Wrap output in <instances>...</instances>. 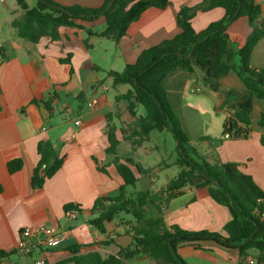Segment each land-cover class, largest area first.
I'll use <instances>...</instances> for the list:
<instances>
[{
	"label": "crops",
	"instance_id": "0c3cea01",
	"mask_svg": "<svg viewBox=\"0 0 264 264\" xmlns=\"http://www.w3.org/2000/svg\"><path fill=\"white\" fill-rule=\"evenodd\" d=\"M52 1L63 6L88 8H101L106 2ZM202 1L170 0L171 4L166 9L150 8L130 25L126 36L118 43L94 36L89 40L91 49L84 43L87 38L85 31L68 27L60 29L61 40L57 42L49 37L38 43L20 39L11 22L21 16V10H0V252L8 255L3 264H35L39 257L46 258L51 264H74L68 262L74 256L70 250L73 246H79L78 254L82 255L94 251L103 256L118 252L115 245H103V242L125 234L121 232L124 222L116 219L106 223V234H101L90 224L99 216V212H92L95 201L101 196L117 197L124 186L112 157L106 154L109 147L108 124L117 128L121 141L117 155L122 160L132 158L144 168L153 169L152 177L135 172L138 177L135 188L140 186L139 191L157 192L178 175L180 168L174 177L161 180L162 171L177 165L176 160L169 164L157 161L156 154L161 147L151 143L154 131L149 140L135 150L124 141L120 129L128 128L133 117L127 110V102H116L115 98L130 87L124 85L114 89L108 72H119L121 64L123 69L127 64H134L145 49L179 34L177 13L180 8L195 6ZM255 1L260 5L264 18V0ZM224 15L222 8L198 11L192 24L200 32ZM100 20L85 26L100 33L105 27L94 29ZM227 32L229 48L234 54L230 62L233 70L220 76L218 83L222 91L243 93L245 85L236 72L240 60L235 57L249 37L251 28L247 19L242 17L231 23ZM95 39L108 42L104 45L98 43L99 54H95L98 48L92 43ZM69 58L70 64L66 62ZM251 65L255 69L264 66V39L256 45ZM183 82L177 79L176 85ZM196 88L195 92L202 91L198 86ZM90 102H94L93 107H89ZM218 105L215 104L208 122L211 127H205L197 139L221 135L228 113L217 109ZM261 111L264 112V98H254L249 139H228L218 146L203 142L199 147L206 148L202 154L211 153L222 162L237 163L241 171L250 175L264 192L263 130L258 125ZM109 115L113 116L111 122L107 119ZM78 119L80 125L75 123ZM41 141H50L64 162L40 188L32 185V177L40 161L38 145ZM122 144L128 147L123 156L119 155ZM15 160H20L22 167L10 173L7 165ZM127 188L126 195L130 196ZM68 204L78 208H74L77 211L74 220L67 218L65 206ZM149 210L154 213L151 218L158 216L153 206L148 207L147 213ZM161 216L167 227L176 225L186 231H209L223 237H226L224 227L231 219L228 208L215 202L205 190L189 187L169 202ZM123 219L128 221L130 217ZM38 225L53 229L65 241L61 246L50 249L36 245L30 255H24L17 247L21 232L26 226ZM28 244L35 245L34 240L29 239ZM178 254L186 264H246L239 250L214 242L203 243L200 247L179 245ZM131 264L156 262L148 256H139Z\"/></svg>",
	"mask_w": 264,
	"mask_h": 264
},
{
	"label": "trees",
	"instance_id": "16d2710c",
	"mask_svg": "<svg viewBox=\"0 0 264 264\" xmlns=\"http://www.w3.org/2000/svg\"><path fill=\"white\" fill-rule=\"evenodd\" d=\"M35 1V6L30 7L26 0H16L22 14L11 22V26L18 38L38 43L42 38L49 37L57 42L61 40V28H75L86 32L84 43L88 49L92 48L89 42L91 37L118 43L126 36L130 25L138 21L146 10H163L171 4L170 0H106L101 8H88L81 5L63 6L52 0ZM215 8L224 9V17L197 32L192 20L198 11ZM100 17L106 22L104 31L96 33L85 26ZM242 17L247 19L251 28L249 37L237 52L240 64L236 72L245 90L243 93L222 91L219 77L233 70L230 62L234 54L229 48L228 27ZM177 26L180 33L175 37L145 49L134 64H127L122 72L109 71L108 77L112 78L114 89L124 85L130 87L126 93L118 94L115 98L116 102H127V110L133 117L128 128L120 129L124 141L135 150L149 140L152 131L171 132L177 142L176 165L180 172L157 192L139 191L135 196H127L125 187H136L138 182L135 172L152 177L153 169L144 168L132 158L122 160L117 155L121 143L117 128L108 124L109 147L106 154L112 157L124 186L117 197L101 196L95 201L92 212H99V216L90 224L101 234H106V223L119 219L124 222V233L132 235L134 242L124 249L115 244V238H107L103 245L113 244L118 252L106 256L97 251L78 254L79 246H73L70 250L74 256L68 262L131 264L139 256H148L156 264H186L178 254L179 245L200 247L203 243L214 242L239 250L244 262L247 256H252L256 264H264V204L259 202L264 200V192L250 175L241 171L237 163L222 162L211 153L202 154L192 144L166 88L169 76L177 72L194 73L196 69L200 70L208 88L220 93L217 109L225 110L228 116L219 137L202 136L196 143L211 142L218 146L228 139H249L253 100L264 98V66L255 69L251 65L252 53L264 39L262 9L255 0H203L195 6L181 7L177 13ZM66 62L70 64V58ZM139 106L145 109L144 115H138ZM107 119L111 122L113 116L109 115ZM258 125L263 130L261 142L264 145L263 111L260 112ZM38 154L40 161L34 170L32 185L41 188L62 167L64 159L50 141L39 143ZM7 167L13 173L20 170L22 162L11 161ZM185 187L203 189L215 202L228 208L231 219L224 227L226 237L209 231L190 232L176 225H165L161 216L163 209ZM149 206L156 209L157 217H146ZM74 208L72 204L65 206L66 211ZM123 215L130 219L125 221ZM7 257L6 253L0 252V264Z\"/></svg>",
	"mask_w": 264,
	"mask_h": 264
},
{
	"label": "rangeland",
	"instance_id": "374dc122",
	"mask_svg": "<svg viewBox=\"0 0 264 264\" xmlns=\"http://www.w3.org/2000/svg\"><path fill=\"white\" fill-rule=\"evenodd\" d=\"M26 2L30 7H34L36 4L35 0H26ZM17 8L19 7L16 3V0H5L4 3H0V10H15ZM100 19L101 20L94 25V29L106 27L105 19L103 17H100ZM99 42H102L103 45L108 44L105 39H95L94 42L92 41L96 48L99 47ZM99 48L96 49L95 54H99ZM235 59L239 61L238 56L235 57ZM123 70L124 69L121 64L118 71L122 72ZM201 77L202 73L198 69H196L195 74L178 72L167 78L166 88L172 106L179 114L181 120H183L182 123L184 130L187 132L190 139H192L193 144L199 148L201 153H203L206 148H200L199 144L196 143V139L198 135L205 129V127H211L210 125L208 126V122L210 121L211 115L213 114V108L215 104L220 103V93H213L209 88L205 89L204 85H202L203 81ZM177 79L184 82L176 85ZM196 86L202 89V91L195 92V89H197ZM138 113L140 115H144L145 109L142 106H139ZM151 143L152 145L156 144L161 147L159 152L156 154L157 161L160 162L163 160L165 161L164 163L169 164L177 160L178 155L177 146L175 145L176 141L171 132H152ZM127 151V144H122L119 148V155L123 156ZM178 171V166L172 169H165L162 171V173H160L161 180L166 179V177H174ZM139 189L140 186L137 188L128 186L127 191L132 196H135ZM153 215V211L149 210L147 217H154ZM123 231L124 229L121 230V232Z\"/></svg>",
	"mask_w": 264,
	"mask_h": 264
},
{
	"label": "built area",
	"instance_id": "2783aa9c",
	"mask_svg": "<svg viewBox=\"0 0 264 264\" xmlns=\"http://www.w3.org/2000/svg\"><path fill=\"white\" fill-rule=\"evenodd\" d=\"M5 0H0V3H4ZM89 107L94 106V102H90ZM76 125H80V120L78 119ZM259 202L264 204V200H260ZM67 218L69 220H74L77 217V211L75 209H71L67 211ZM29 239L34 240L35 245L28 244ZM65 239L56 234L55 231L47 226L38 225V226H26L21 232V240L18 243V249L24 255H30L33 248L36 245H43L46 248H57L64 243ZM246 264H256L255 258L252 256H247L245 260ZM35 264H51L46 258L39 257Z\"/></svg>",
	"mask_w": 264,
	"mask_h": 264
},
{
	"label": "water",
	"instance_id": "95a60500",
	"mask_svg": "<svg viewBox=\"0 0 264 264\" xmlns=\"http://www.w3.org/2000/svg\"><path fill=\"white\" fill-rule=\"evenodd\" d=\"M114 242L116 245L126 249V248L130 247L131 244L134 242V237L132 235H129V234H122V235L117 236L114 239Z\"/></svg>",
	"mask_w": 264,
	"mask_h": 264
}]
</instances>
